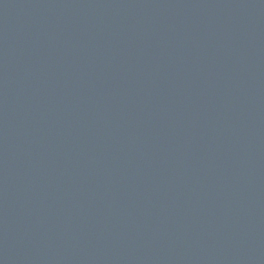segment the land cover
Listing matches in <instances>:
<instances>
[{
  "label": "water",
  "instance_id": "1",
  "mask_svg": "<svg viewBox=\"0 0 264 264\" xmlns=\"http://www.w3.org/2000/svg\"><path fill=\"white\" fill-rule=\"evenodd\" d=\"M0 264H264V0H0Z\"/></svg>",
  "mask_w": 264,
  "mask_h": 264
}]
</instances>
